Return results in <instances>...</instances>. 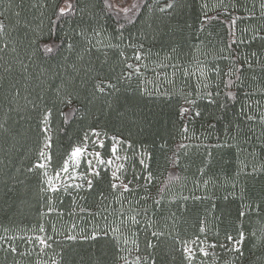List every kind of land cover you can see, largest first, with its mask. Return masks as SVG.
Here are the masks:
<instances>
[{
    "label": "trees",
    "instance_id": "16d2710c",
    "mask_svg": "<svg viewBox=\"0 0 264 264\" xmlns=\"http://www.w3.org/2000/svg\"><path fill=\"white\" fill-rule=\"evenodd\" d=\"M42 2L0 0V12L4 14L0 19L7 25V35L0 43L6 40L9 49L13 45L17 49L16 53L9 51L6 60L13 61L19 55L27 62L25 52L38 25L44 27L47 38V17L52 15V8L33 7ZM108 2L113 6L111 0ZM167 2L140 0L138 10L128 22L121 13L117 16L114 7L102 14L101 0H81V8L89 6L83 20L78 15L56 29L53 39L62 46L55 57L36 59L26 79L17 64L16 71L0 81V122L6 121L5 128L0 129V264H52V260H60L58 254L62 250L64 264H124L120 256H127L131 264L137 253L133 251L129 256L120 248L131 249L132 240L138 242L139 254L151 256L155 264H181L171 237L177 233L181 238L198 235L202 220L206 222L207 239L226 245L218 246L215 255L206 258L204 264H264V124L245 118L246 114L258 117L264 112V39L260 38L264 36L261 17L264 0H179L175 11L161 13L158 9ZM204 3L212 9L208 15L215 18L201 30ZM93 4L97 5L95 9L91 8ZM108 11H112V17L106 15ZM41 12L45 13L43 17ZM232 20L236 21L234 26ZM78 25H102L105 33L99 38L102 44L85 52L87 45L72 32L74 28L78 30ZM233 32L235 37L231 35ZM66 34L73 36V50L67 49ZM233 38L237 43H232ZM109 43L119 47H107ZM135 51L144 53L139 62L132 58ZM197 60L209 69L208 90L214 93L212 97L203 95V83L209 81L198 82L196 76H183L179 72L172 76V65L193 67ZM247 62L253 64L254 71L247 69ZM126 63L134 66L139 63L140 74L127 78ZM242 64L245 65L242 82L231 89L233 96L228 98L224 83L229 77L225 73ZM212 69H217L219 75ZM69 79L80 88L83 107L78 114L69 113L67 123L54 113L49 172L62 165L70 146L90 127L102 133L105 147L101 152L105 159L111 156L113 136L125 141L119 146V154L127 157L121 173L134 191L124 196L133 201L134 208L148 209V217H139V226L126 233L128 245L117 247L103 240L69 241L52 231V225L64 233L73 224L85 231L93 225L103 228L106 226L103 216L108 217L109 223L113 220L118 223L120 196L110 188L111 169L101 171L90 191L69 189L55 194V207L50 215L38 194L41 171H26L37 162L41 133L38 114L24 97L35 99L40 93L47 100ZM96 80L111 81L115 88L93 97L92 85ZM10 82L20 88V96L12 102ZM216 91L220 95H215ZM187 93H192L190 98L195 99L196 105L185 118L181 108ZM60 107L68 113L67 108ZM10 108L17 110L10 112ZM254 167L258 169L255 176L244 174ZM149 175L150 180H146ZM101 193L106 199H101ZM184 197L202 199L185 201ZM154 200H160V204H154ZM249 204L252 211L238 217V212L247 211L245 205ZM123 210L132 214L127 202ZM149 222H153V228L146 230ZM41 224L60 242L43 252L39 246L25 242L29 237L42 235L38 232ZM154 229L163 231L165 236L158 247L149 249V241L156 243L151 234ZM240 230L245 233L240 246L243 255L226 250L231 247L226 235L237 239ZM9 244L17 248V254L4 250ZM200 260L198 257L196 264Z\"/></svg>",
    "mask_w": 264,
    "mask_h": 264
},
{
    "label": "snow or ice",
    "instance_id": "6c2138e0",
    "mask_svg": "<svg viewBox=\"0 0 264 264\" xmlns=\"http://www.w3.org/2000/svg\"><path fill=\"white\" fill-rule=\"evenodd\" d=\"M81 0H43L42 3L33 4V7H41V8H52V15L47 17L48 25L47 32L48 36L45 38L44 36V27L38 25V31H33V37L29 41L28 49L25 52V59H21L19 55L13 57V61H8L5 59V56L11 51L12 53H16V46L13 45L11 49H9V42L4 41L0 43V81L7 76L16 71V65H19V71L22 76L27 78L29 73V69L33 63H35L36 59H52L58 53L61 44H58L53 37L55 36L56 29H58L62 24L68 23L73 20L74 17L80 15L81 20H83V13L85 8H88V5H85V8H81L80 6ZM179 4V0H168L166 4L160 7L158 10L161 13H169V11H175L176 7ZM100 11L102 14H105V9H112L113 6L108 2V0H101ZM11 6V5H9ZM146 6V5H145ZM220 5H216L219 7ZM97 7L96 4L91 5V8L95 9ZM139 4L134 3L132 6L124 7V8H116L117 16L119 13H123L124 18L131 22L132 16L135 15L136 10H138ZM203 19L201 20V30H203L204 25L209 23L215 17H211L208 15L209 6L207 3L202 4ZM261 17L264 18V4H261ZM225 12H227V6L224 7ZM4 14L0 12V17ZM19 12L16 13V16L19 17ZM45 15L44 12H41V16ZM93 17H95V12L92 13ZM108 17H112V11H108L106 13ZM254 15V14H253ZM119 22V20L117 21ZM234 26L236 21H231ZM41 25H43V19L41 20ZM97 25H99V19H97ZM123 27V25H121ZM72 32L75 37L81 38V40L87 45L84 51L87 52L91 49V47L98 46L102 44V41L99 39L103 36L104 30L103 26L100 25L98 27H94L89 25V27H82L78 25L77 29H72ZM7 35V25L4 23L3 19H0V39H3L4 36ZM233 37H235V33H231ZM264 39V36L260 37ZM67 39V49L73 50V36H68L66 34ZM243 43V41H240ZM232 43H237V40L233 38ZM107 47H119V45H113L111 43L106 45ZM130 47L135 48V45H130ZM231 47V45H229ZM139 48L142 49L143 45H139ZM253 56L256 54L253 53ZM121 56H124V53L121 52ZM144 57V53L142 51H135L133 54V59L137 62L141 61ZM127 59V58H126ZM161 67H165L166 65L161 64ZM125 67L129 70L126 73L127 78H131L133 75H139L141 72V66L137 63L135 66L133 64L126 63ZM173 72L172 76H175L177 72H179L183 76H196L198 82L209 81V69L199 60H197L196 64L193 67H184L182 65H172ZM245 69V65H239L238 67L233 69H229L225 75L229 77L226 83H224V88L228 89L225 95L228 98H232L233 92L232 88H235L237 84L242 82L243 71ZM247 69L254 71L253 64L251 62H247ZM212 71H216L217 75H219V71L217 69H212ZM235 76V80L232 77ZM169 83H172V80H168ZM211 87V82L203 83V95L208 97H212L214 93L208 90ZM115 85L111 83V81L104 80H96L92 85L91 95L95 97L97 94L104 95L108 89H114ZM217 89H219V85H217ZM158 91V90H157ZM9 93L12 101H16L20 96V88L17 86L15 82H10ZM149 95L153 94L151 92L147 93ZM166 94V93H161ZM201 92L198 89L197 95H200ZM31 95V94H29ZM215 95H220L219 91L215 92ZM192 93L185 94V106L181 108V114L190 113L191 109L195 107L196 101L195 99L190 98ZM28 104L31 105V109L33 112L38 114L39 118V131L41 133L40 147L38 151L37 162L29 167L26 171L31 173L35 170H40L42 179L40 180V186L38 190V194L40 195L42 201L44 202V206L46 208L47 214H51L54 210L53 197L55 194L60 193L61 191H68L69 189L75 190H92L93 188V180L96 177L101 175L102 170L114 169L111 171V182L110 188L114 193H119L120 199L118 202L121 204V209L118 212L119 221L113 220L111 223L108 221L107 216H103L102 218L105 220L106 226L101 228L99 225H93L89 231L78 230V226L73 224L71 230L67 233L59 232L56 229L55 225H52V231L56 235H62L65 240L69 241H91L96 243L98 241L111 242L114 246L119 247L121 244L128 245L130 243L129 239L126 236V233L130 232L131 229L136 226L138 227L141 223L139 217L144 216L148 217V209L146 208H134L133 201L127 200V197L124 196V193H130L134 191L129 185L131 182L125 183L121 180V170L124 168L123 163H117L121 160H126L127 157H122L119 154V146L124 145L126 142L118 139L117 137H112V147L110 149L111 156L108 159H105L102 155L101 150L105 147L104 139L102 138V133L98 128L90 127L83 132L81 138H79L78 142L70 146V151L66 153L65 158L63 159L62 165L59 166L54 172L50 173L49 168L52 164V156H51V148L53 145V136L51 129V120L54 113H58L61 117L64 118V122L67 123L69 120V113L78 114L83 107L80 103V88H78L71 79L67 81H63L62 84L56 88L55 93L52 97L45 100V97L40 93L36 94L35 99H30L29 97H24ZM60 106L68 109V113L63 111ZM259 105L257 104V107ZM223 107V105H222ZM249 110L252 109V105H248ZM16 108H10L9 111H16ZM196 115H200L199 112H196ZM245 118L247 121H256L259 120L260 123L264 124V112L260 113L259 116H254L251 114H246ZM5 122H0V129L5 128ZM239 129V126H237ZM187 131V128H185ZM235 139V137H233ZM127 146L131 148V144L128 143ZM183 147V146H182ZM173 163L176 161L173 160ZM141 164H144V161L141 160ZM84 166L85 170L80 171L81 166ZM147 167V165H145ZM202 171V170H201ZM258 169L255 167L251 169V171H244L245 175L255 176L257 174ZM149 177H146V180H150ZM170 178V182H171ZM204 185H207V181L203 182ZM235 186V185H234ZM163 191V190H161ZM151 198V197H147ZM202 199L201 197H184L183 199L186 201L188 199ZM101 199H106L101 193ZM127 202L129 208L132 210V214L125 212L124 203ZM139 204V201L136 202ZM154 204L159 205L160 200H154ZM245 210H240L238 212V217L243 218L249 212L252 211L253 206L251 204L245 205ZM83 211V209H81ZM107 211V208L104 209ZM62 215V213H60ZM93 216L99 215L100 213H91ZM45 213H41L43 217ZM147 228H153V222H149L146 224ZM38 232L42 235H35L33 237H29L25 242L35 246H39L41 251L43 252L45 249H51L53 244L60 243L56 240L55 235H49L47 229L43 224H41L38 228ZM152 236L155 238L156 243L149 241L147 243V248L155 249L159 246L160 243L163 242L162 238L165 236L163 231L153 230ZM135 235V233H133ZM253 236L256 234L253 233ZM239 239H235L232 235H226V240L231 245L230 248H226V250L240 253L241 252V243L244 240L245 233L243 230L238 232ZM203 237V238H202ZM172 239V247L177 250L180 254L181 264H196L197 258L200 257V264H204V260L208 258L210 255H215L214 249L219 247H226V245L217 243H207V229L206 222L201 221L199 227V234L194 235L191 238H181L177 233L175 237H171ZM132 248L128 249L126 247H121L120 251L128 252V255L131 256L132 252H136L134 260L131 264H149V260H151V264H155V260L151 259V256L145 258L140 255L139 244L136 240L131 241ZM6 252L17 254V248L12 244H9L5 249ZM213 250V251H209ZM63 250L60 254V260H52V264H64L63 260ZM23 255V253H21ZM120 259L124 261V264H129V260L127 256H120Z\"/></svg>",
    "mask_w": 264,
    "mask_h": 264
},
{
    "label": "rangeland",
    "instance_id": "374dc122",
    "mask_svg": "<svg viewBox=\"0 0 264 264\" xmlns=\"http://www.w3.org/2000/svg\"><path fill=\"white\" fill-rule=\"evenodd\" d=\"M111 1H112V4H113V7L116 9V8H124V7H129L130 8L132 6V4H134V3L139 4V1L140 0H111ZM121 14L123 15L122 12H121ZM183 106H185V104ZM189 114L190 113H188V114H182V115L186 118ZM106 159H108V158H106ZM117 163H123L124 164V160H121V161H119ZM84 170H85V168L82 165L80 171H84ZM111 170H114V169H111ZM120 175H121V180H123L125 183H128V180H126L125 176L122 173H120ZM237 239H239V238H237ZM206 242L207 243H215V242H213V241H211L209 239H207ZM217 249H218V246L214 249V252L215 253H216ZM209 251L211 252L213 250H209Z\"/></svg>",
    "mask_w": 264,
    "mask_h": 264
}]
</instances>
